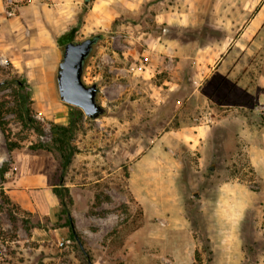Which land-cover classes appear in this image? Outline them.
Wrapping results in <instances>:
<instances>
[{"label":"rangeland","instance_id":"1","mask_svg":"<svg viewBox=\"0 0 264 264\" xmlns=\"http://www.w3.org/2000/svg\"><path fill=\"white\" fill-rule=\"evenodd\" d=\"M16 1L12 16L0 0V57L8 60L0 62V102L20 146L9 151L0 130V166L9 167L0 177V264H264V114L255 109L264 102L254 96L264 90L256 85L264 37L232 61V31L250 14L245 0ZM97 34L82 79L97 84L104 113L83 115L60 178L50 129L67 124L73 106L59 98L58 63L64 43ZM172 43L211 55L200 93L189 97L192 55L180 65ZM15 79L41 134L19 120ZM241 89L248 106L234 109ZM204 96L209 104L191 108ZM204 112L206 142L190 148L182 128ZM36 143L47 148L29 147ZM61 185L74 237L53 192ZM6 187L33 204L22 208ZM60 227L68 230L61 246Z\"/></svg>","mask_w":264,"mask_h":264},{"label":"crops","instance_id":"2","mask_svg":"<svg viewBox=\"0 0 264 264\" xmlns=\"http://www.w3.org/2000/svg\"><path fill=\"white\" fill-rule=\"evenodd\" d=\"M53 1L56 3V5H66V4L69 5L71 3L76 4L77 2L76 0H53ZM20 9L19 11L21 12ZM244 11H250V14L244 19V22L240 24L239 28H236L235 31H232V39H233L232 41V61L236 60V58L234 57V54L236 51L237 52L245 51L248 54H250L248 49H250V52H251V48L252 49L254 48L253 47L254 44L261 45L262 43L260 40H262V38L264 37V29H263L264 28V0H245ZM170 46H171L172 51H174V49L176 48L175 54H179L180 56V61L178 62L180 65L187 63V58L190 55H192L190 58H193L192 62H193V66L195 69H194V75L191 77V79H192L194 86L189 94V97L194 95L196 92L200 93V91L202 90L201 88H202L203 82L204 80H206L204 79L203 81L202 80L199 81V78L201 77V71L204 70V67L206 69H210L207 66V63L209 62V58H211V55L210 57H207L205 56L204 51L195 49V47L194 49H192L191 53H188L187 48L189 47H187V45L185 46L182 45V48H181V46L179 47L172 43V45ZM228 54H229L228 51H225L224 53H222L218 61L223 62L228 56ZM211 69H213V67H211ZM220 69H221L220 66L216 70L214 69L215 70L214 73H212L211 77L209 78H212V76H215V73L218 72ZM261 75H260V79L262 77ZM206 76L208 77V75ZM209 80L210 79H208V81ZM207 83L209 82L206 81L204 84L206 85ZM256 85H258L261 89L262 86H264V82L259 81ZM246 93H247L246 90L241 89V92L238 94L237 97L235 98L232 97V106L234 107V109L248 106V104H244L246 102V99H244L246 97L245 96ZM254 96H256V99H258L259 102H262V103L264 102V90L263 89L258 91ZM247 98H249V96H247ZM210 102L211 100L204 96L203 99H200L199 97H197L195 101L191 100L189 102V105L192 106L191 108H198L201 106V104L203 106L204 104H209ZM188 116H189V113H188ZM193 119L195 118L193 117L188 118V121L183 126L182 131L184 133L186 143L188 144V146L190 148H196V147L199 148L201 143L204 144L206 142L204 141L203 138L205 135L207 137V134H209L211 125L198 123L194 121ZM7 189L8 190L6 191H8L9 196L11 198H14L16 202H18V204H20L22 208L24 207L27 208L28 205L33 204V201L30 200V198L28 197L29 195H27L28 193H24L23 195V193H20V191H16L15 193H13L9 187ZM26 196L27 198H29L28 203L25 200ZM34 196L35 195L33 193V195H31L30 197L35 198ZM36 230L37 229L33 231V235L36 234ZM67 233H68V230L65 227H60L58 228V230L54 231V234L56 236H59L60 239H64V240L67 239V236H68Z\"/></svg>","mask_w":264,"mask_h":264},{"label":"trees","instance_id":"3","mask_svg":"<svg viewBox=\"0 0 264 264\" xmlns=\"http://www.w3.org/2000/svg\"><path fill=\"white\" fill-rule=\"evenodd\" d=\"M102 36L103 35L101 34H97L93 36L92 38L94 39V43L98 39H100ZM14 83L18 86V90H17L18 108H19L18 117H19L20 122L23 123L25 126L32 128L37 134H41L43 132L41 125L37 121H35L33 118H31L29 114V109L27 107V101L29 100V95L21 92L23 89L22 81L19 79H15ZM71 110L72 112L70 113V119L67 122V124L65 125L64 124H52L51 129H50L52 137H53V141L58 143L57 145L58 150H60V157H61L60 178L63 177L67 169V166L69 165L71 161V157L74 153L73 151L74 149L70 144V138L73 135L74 131L80 128L81 126L80 121L84 115L83 112L75 106H73V109ZM0 130L4 136L6 147L9 151H12L13 149L20 147L15 141H12L10 139L11 131H10V128L8 127L7 120L5 119L3 105L1 102H0ZM29 147L31 149H38V148L46 149L47 148L45 145L41 143L32 144ZM8 170H9V167L7 165V162L4 161L2 165L0 166V177L2 179H4V176ZM53 192L59 197L60 203L62 205V211L65 215H67L66 221L63 224V226L68 227L70 236L74 237V234L71 228L70 217L68 216V209H66L64 206L65 204L64 198H66L68 202L70 201L68 189L64 187L63 185H61V187L59 188L55 187L53 189ZM3 198H4V201H6V203H9V200L6 196H4Z\"/></svg>","mask_w":264,"mask_h":264},{"label":"water","instance_id":"4","mask_svg":"<svg viewBox=\"0 0 264 264\" xmlns=\"http://www.w3.org/2000/svg\"><path fill=\"white\" fill-rule=\"evenodd\" d=\"M93 45L92 37L64 43L56 73L59 98L79 108L90 119H96L104 113V107L96 99L97 84H86L82 79L85 60Z\"/></svg>","mask_w":264,"mask_h":264},{"label":"built area","instance_id":"5","mask_svg":"<svg viewBox=\"0 0 264 264\" xmlns=\"http://www.w3.org/2000/svg\"><path fill=\"white\" fill-rule=\"evenodd\" d=\"M8 6L10 8V10H8V14L14 16L15 15V12L18 9V6H19L18 3H17V1L16 0H8ZM0 62L7 63L8 60L6 59V57L1 56L0 57ZM255 109L257 110L258 113L264 114V104H257L255 106ZM210 115H211L210 112H204V113H202L199 116V118L201 120V123L208 124L209 121H210V118H211ZM66 242H68L67 239H65L64 241H59L58 244L61 246V245H63ZM4 250H5V247L3 245H1L0 246V255L3 254Z\"/></svg>","mask_w":264,"mask_h":264}]
</instances>
